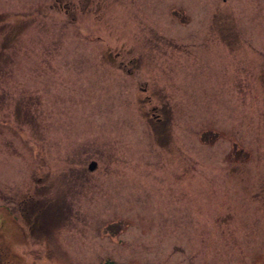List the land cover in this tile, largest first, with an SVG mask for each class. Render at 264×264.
<instances>
[{"label": "rangeland", "instance_id": "obj_1", "mask_svg": "<svg viewBox=\"0 0 264 264\" xmlns=\"http://www.w3.org/2000/svg\"><path fill=\"white\" fill-rule=\"evenodd\" d=\"M71 11L0 0V36H12L0 84L15 98L0 114V190L64 170L48 187L69 191L54 248L8 234L16 264H264V0H99L70 23ZM224 19L240 40L227 50ZM203 28L208 50L189 45L173 66L141 53ZM5 200L19 222L18 199Z\"/></svg>", "mask_w": 264, "mask_h": 264}, {"label": "flooded vegetation", "instance_id": "obj_2", "mask_svg": "<svg viewBox=\"0 0 264 264\" xmlns=\"http://www.w3.org/2000/svg\"><path fill=\"white\" fill-rule=\"evenodd\" d=\"M57 4H59V6L61 5H69L71 8H72V14L74 13V15L72 16L71 15V18L72 19H75L76 17V13L77 11H84V10H88L89 8H91V4L90 3H87L86 5H78L79 6V10L77 9V3H76V0H54ZM39 22V21H37ZM28 23V22H27ZM27 23H19L18 24H22L21 26H26ZM20 26V27H21ZM62 26H65V22L62 24ZM2 29H3V26L1 27L0 29V33H2ZM206 34V31L203 30L201 32H199V34H196L194 35L192 38L193 39H198L199 40V43L197 44H205V38L203 37L204 35ZM12 36L9 35V36H0V41L1 43H7L8 40L11 38ZM147 37V36H146ZM18 38V37H17ZM166 38V36H165ZM147 40V45L143 47L144 51H141L142 54H145L146 55H150L151 56V61L153 59V57H160V56H163L164 59L171 65L173 66V58L178 61V58H180L181 56L183 55H187V54H191L192 53V50L191 48L189 47V43L188 41H185L184 37H180V41H176L175 44H171V43H167L166 41H162L159 42L158 40H154L152 38L150 39H146ZM180 45V46H178ZM193 46V47H192ZM192 49H205V47H198V46H195L194 44H192ZM132 50L131 53L128 54V56L130 55H133V49H130ZM153 55V57H152ZM168 57L171 58V60H168ZM133 60V59H132ZM134 60H135V65L136 63L138 62V65H139V62L141 61L140 59H138L137 57H134ZM130 61V59H129ZM150 64H152V62H150ZM193 61L191 62V66L193 65ZM172 73V69L170 71ZM3 89V85L0 84V91H2ZM7 89L3 90L2 93H0V114L1 115H4L6 114V112H4L3 110V106H2V103H3V100H5V103L10 105L11 102L15 101V98L13 97V95H11L10 91H6ZM18 99V102H21V105L24 104V106L27 105V102L24 101L23 99L21 98H17ZM151 99V97L149 95H146L145 96V100L146 101H149ZM151 101V100H150ZM150 104V102H149ZM162 106V105H161ZM154 108H155V105H149L148 107V112L151 111V116H155V112H154ZM161 111V112H159ZM166 113V111L163 110H158V115H157V121L161 122V123H158V128L163 124L164 126L166 125V122H163V118L165 117L162 116V113ZM29 125V123H28ZM152 125L154 127V130L157 131V128L156 126L154 125V122H152ZM167 128V127H166ZM91 161H95L96 164L94 166V168H89V164L87 166V171H95L97 168H98V160H91ZM90 161V162H91ZM66 164L69 165L68 162H65ZM81 164V162H79L78 164L75 163V166L76 167H79ZM81 170V169H80ZM83 170V169H82ZM81 172H84L82 171ZM66 171H62L60 170V173H57V174H54L52 175L50 171L46 172L45 174L42 173L43 175H40L39 176V179L42 180L43 182L45 180H47L48 184L46 187H48L49 184H51V182H53L55 179L54 176L56 175H59V174H62L64 177V173ZM77 178L79 179H84L83 176H77ZM75 182V179H73L72 181V184H71V187L73 186ZM60 193L58 195H55V203L57 204H61L63 203L64 205V208H65V211L64 209H62L64 211V215L60 218H45L43 214H41V216H28L25 214V217L23 216L22 212L25 213L26 211V207L24 206L21 210V215L24 217V220H25V224H26V227L28 229V231L30 232V234L32 235H36V236H40L41 239H44V240H48V241H52V231L54 229V227L57 225V223H67L68 219L70 218V210L67 212L66 210V207H68V204H67V200H68V190L67 189H64L63 187H61ZM59 202V203H58ZM69 209V207H68ZM5 219H8V218H5ZM9 221V220H8ZM8 221H6V228H9V234L13 232V230L15 229H18L20 227V225L18 223L14 224L12 222V220H10V225H8ZM214 230H217L219 228H213ZM25 234V232H24ZM0 264H15V260H18L19 261V256L15 253V251L12 250V248L3 245L2 241L3 239H9V236H8V233H3V235L1 234L0 232ZM4 236V237H2ZM56 246L55 243H51L50 245H45V250H50L52 248H54ZM197 258H193V263H195V260Z\"/></svg>", "mask_w": 264, "mask_h": 264}, {"label": "trees", "instance_id": "obj_3", "mask_svg": "<svg viewBox=\"0 0 264 264\" xmlns=\"http://www.w3.org/2000/svg\"><path fill=\"white\" fill-rule=\"evenodd\" d=\"M93 0H79L80 5H86L87 3L92 2ZM55 198L48 196L46 193H37L36 195H31V196H21L20 201H19V207L20 204L22 207H26L25 213L22 212L23 216L25 217V214L28 216H41V214H46L49 210L53 213L51 214L52 217H59L60 215H64V205L63 203L57 204L55 203ZM59 203V202H58ZM57 209V212L55 210ZM64 209V211L62 210ZM67 212L69 211L68 207H66ZM22 211V210H21ZM47 217V216H46ZM45 217V218H46Z\"/></svg>", "mask_w": 264, "mask_h": 264}, {"label": "water", "instance_id": "obj_4", "mask_svg": "<svg viewBox=\"0 0 264 264\" xmlns=\"http://www.w3.org/2000/svg\"><path fill=\"white\" fill-rule=\"evenodd\" d=\"M94 166H95V164L92 162V163L90 164V168H94Z\"/></svg>", "mask_w": 264, "mask_h": 264}, {"label": "bare ground", "instance_id": "obj_5", "mask_svg": "<svg viewBox=\"0 0 264 264\" xmlns=\"http://www.w3.org/2000/svg\"><path fill=\"white\" fill-rule=\"evenodd\" d=\"M209 16L212 17V18L216 17V15H209Z\"/></svg>", "mask_w": 264, "mask_h": 264}]
</instances>
